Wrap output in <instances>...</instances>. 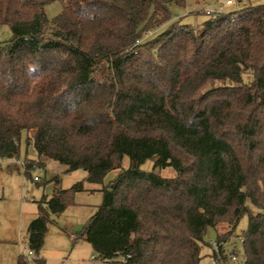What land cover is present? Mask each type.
<instances>
[{
    "label": "trees",
    "instance_id": "1",
    "mask_svg": "<svg viewBox=\"0 0 264 264\" xmlns=\"http://www.w3.org/2000/svg\"><path fill=\"white\" fill-rule=\"evenodd\" d=\"M57 1L63 12L49 20ZM186 2L0 0V26L13 34L0 45V158L19 157L25 137L36 155L27 177L53 162L101 186L52 180L27 233L37 255L50 216L99 192L77 238L106 264H201L206 245L230 264L205 235L225 225L217 243H227L244 216L242 264H264V6L196 29L172 22L170 7ZM102 63L109 74L98 80Z\"/></svg>",
    "mask_w": 264,
    "mask_h": 264
},
{
    "label": "rangeland",
    "instance_id": "2",
    "mask_svg": "<svg viewBox=\"0 0 264 264\" xmlns=\"http://www.w3.org/2000/svg\"><path fill=\"white\" fill-rule=\"evenodd\" d=\"M228 1H232V4L228 5ZM253 6H264V0H187L185 7L173 5L170 11L172 22L180 21L184 25L199 29L208 18L249 9ZM63 8L62 1L48 5L46 7L48 19L52 20L59 16ZM169 26L170 23L157 31L148 33L144 39L158 36ZM12 38L11 29L8 26H0V45ZM108 74V66L102 63L95 70L93 77L103 80ZM26 161H36V155L31 146L27 147L25 137L21 141L19 157L9 160L0 158V264H17L19 256H24L29 252L26 244L29 226L38 216V202L52 195V180L55 177L61 179L62 189H70L78 182H83L86 189L101 188V186L86 182V173L83 170L65 173V166L53 162L45 170L41 168L31 170V176L27 177L24 166ZM128 164L129 161L126 158L124 167L127 168ZM118 174L119 171H114L108 175L105 184L116 178ZM161 175L171 178L174 177V172L165 170L161 172ZM35 176H40V184H46V186H38L33 181ZM101 203L102 194L99 192L78 193L75 197V204L69 206L64 214L59 217L51 215V223L42 250L38 255L39 259L45 264H106L99 259H94L96 256L91 245L77 238L83 226L96 212V207ZM247 228L248 217L244 216L232 238L225 243L227 244L224 247L225 255L230 257L228 258L231 261L230 264H242L244 261L240 238ZM226 229L225 225H220L217 229L208 228L205 235L206 242L208 244L217 242L219 234L225 232ZM213 249L215 248L209 245L203 247L201 264L214 263Z\"/></svg>",
    "mask_w": 264,
    "mask_h": 264
},
{
    "label": "built area",
    "instance_id": "3",
    "mask_svg": "<svg viewBox=\"0 0 264 264\" xmlns=\"http://www.w3.org/2000/svg\"><path fill=\"white\" fill-rule=\"evenodd\" d=\"M227 4L228 5H231L232 4V1H228ZM137 44H139V41L137 42ZM40 180H41L40 176L39 177L38 176H35L34 177V181L35 182L40 181ZM242 241H243V239L240 238V242H242ZM26 244L28 246V243L27 242H26ZM212 244L214 245V247H216V250L217 251H219V248H221V247L224 248L227 245L225 243L224 244H218L217 242H213ZM225 256L227 258H230V257H228V255H225ZM22 257L24 258L26 264H38V260H39L38 255L34 251H32L30 249H29V252L26 253L24 256L22 255ZM129 258H130V256L122 257L120 260L125 263ZM94 259H95V257H94ZM213 264H218V262L217 261H214Z\"/></svg>",
    "mask_w": 264,
    "mask_h": 264
},
{
    "label": "crops",
    "instance_id": "4",
    "mask_svg": "<svg viewBox=\"0 0 264 264\" xmlns=\"http://www.w3.org/2000/svg\"><path fill=\"white\" fill-rule=\"evenodd\" d=\"M99 189V188H98ZM88 190H90V189H88ZM95 190V189H94ZM94 215V214H93ZM92 217V216H91ZM28 233V232H27ZM19 259V258H18ZM17 264H18V261H17Z\"/></svg>",
    "mask_w": 264,
    "mask_h": 264
}]
</instances>
